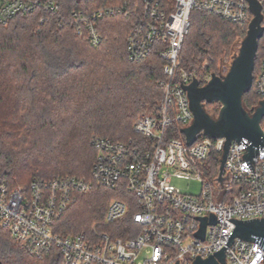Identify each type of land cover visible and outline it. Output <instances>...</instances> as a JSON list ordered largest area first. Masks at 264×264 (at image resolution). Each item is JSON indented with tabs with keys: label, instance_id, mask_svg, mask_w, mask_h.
Listing matches in <instances>:
<instances>
[{
	"label": "built area",
	"instance_id": "obj_1",
	"mask_svg": "<svg viewBox=\"0 0 264 264\" xmlns=\"http://www.w3.org/2000/svg\"><path fill=\"white\" fill-rule=\"evenodd\" d=\"M38 8L55 12L57 4L52 0H0V25ZM120 11L98 10L89 18L95 21ZM192 11L243 29L252 19L245 0H143L142 7L135 10L126 53L131 62L158 53L165 76L159 83L161 100L154 112L133 124L138 140L94 138L91 142L96 151L92 181L101 188L123 193L125 198L112 199L103 221L93 225L90 232L64 237L55 233V225L74 204L76 193L90 191V183L70 177L34 179L28 186L16 187L1 182L0 228L22 249L34 256L54 255L60 264H192L197 256L201 260L215 257L213 253L226 244L235 227L229 219H264L263 149L252 159L253 173L241 160L245 147L232 142L223 165L224 179L218 182L225 139L200 134L191 146H186L180 133L179 129L193 122L180 84L189 85L192 76L199 86L211 79L210 74L178 72L179 52ZM73 17L88 23V18L81 15ZM88 36L93 46L100 43L92 24ZM252 88L258 103L263 101L264 58ZM176 129L179 138L174 137ZM213 159H217L218 168L210 178L205 169ZM172 179L197 181L201 189L196 195L183 193L172 185ZM209 213L219 221L214 225L207 222L204 240L200 241L193 236L200 227L193 217H206L208 221ZM224 255L225 264H264V252L253 241L235 238L225 247Z\"/></svg>",
	"mask_w": 264,
	"mask_h": 264
},
{
	"label": "trees",
	"instance_id": "obj_2",
	"mask_svg": "<svg viewBox=\"0 0 264 264\" xmlns=\"http://www.w3.org/2000/svg\"><path fill=\"white\" fill-rule=\"evenodd\" d=\"M52 1L55 12L38 8L0 25V183L28 186L34 179L64 177L90 183V191L76 193L74 204L55 225V233L66 237L90 232L103 221L108 203L125 196L92 181L96 151L91 142L138 140L133 124L159 104V83L165 76L157 52L138 62L127 57L126 40L143 0ZM259 1L264 15V0ZM107 9L121 11L95 21L89 18ZM74 14L88 18V23ZM189 23L178 72L223 74L222 57L247 29L201 11H192ZM90 24L100 38L97 46L88 36ZM62 58L77 64L60 70L55 65ZM263 58L264 35L258 42L253 78ZM258 101L251 88L243 96V107L251 113ZM261 127L264 131V118ZM174 137H181L179 130ZM217 168L213 159L205 175L215 176ZM0 264L60 262L54 255L30 254L0 228Z\"/></svg>",
	"mask_w": 264,
	"mask_h": 264
},
{
	"label": "water",
	"instance_id": "obj_3",
	"mask_svg": "<svg viewBox=\"0 0 264 264\" xmlns=\"http://www.w3.org/2000/svg\"><path fill=\"white\" fill-rule=\"evenodd\" d=\"M245 1L252 19L248 24L238 54L232 60L227 72L224 75H211V79L204 86H199L193 76L189 85L180 84L186 92L188 107L193 116V122L189 127L179 129L185 138L186 146H191L200 134L210 139H225L222 158L219 160V176L216 179L218 182L224 179L221 178L223 165L232 142H236L237 145L241 143L245 147L242 150H247L241 160H245L250 172L254 173L252 159L259 155L260 149H263L264 153V131L261 127V121L264 118V100L260 101L251 113L244 109L242 103L243 96L252 88L258 42L264 35V15L258 0ZM212 103L220 104L217 118L211 117L206 112L205 106ZM193 218L200 222L199 229L193 234L200 241L204 240L207 222L209 225H214L219 221H216L215 216L210 213L208 221L206 217ZM228 221L235 227L229 233L226 244L213 253L215 257L208 256L205 260H201L197 256L192 264H225V247L232 244L235 238L247 242L253 241L264 252V219L247 221L229 219Z\"/></svg>",
	"mask_w": 264,
	"mask_h": 264
},
{
	"label": "rangeland",
	"instance_id": "obj_4",
	"mask_svg": "<svg viewBox=\"0 0 264 264\" xmlns=\"http://www.w3.org/2000/svg\"><path fill=\"white\" fill-rule=\"evenodd\" d=\"M244 37H245V35L243 37H240V36L235 37L234 41L231 44L229 52L222 57L220 65H221V68L223 70V75L229 69L230 64H231L232 60L234 59V57L237 56L239 48H240V44H241L242 40L244 39ZM76 64H77V62H74L72 60L70 61L69 58H62L59 61V63H57L55 66L61 70L65 67L75 66ZM211 106L212 107H210V108H205L206 112L211 117L217 118L218 112L220 109V104H219V106H213V103H212ZM156 107H157V105H156ZM156 107H154L153 110L149 114L154 112ZM171 183L176 189H179L181 192L186 193V194L196 195L199 193V191L201 189V186L197 181L172 179ZM120 198L124 199L125 196H122Z\"/></svg>",
	"mask_w": 264,
	"mask_h": 264
}]
</instances>
